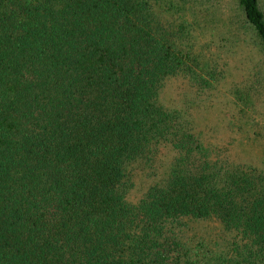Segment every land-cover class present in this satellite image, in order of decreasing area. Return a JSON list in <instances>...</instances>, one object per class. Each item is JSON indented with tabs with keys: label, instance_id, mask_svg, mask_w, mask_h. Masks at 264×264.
<instances>
[{
	"label": "trees",
	"instance_id": "1",
	"mask_svg": "<svg viewBox=\"0 0 264 264\" xmlns=\"http://www.w3.org/2000/svg\"><path fill=\"white\" fill-rule=\"evenodd\" d=\"M187 7L0 0V264H264L262 177L211 156L158 102L191 58ZM226 15L235 41L257 44L263 83L264 4ZM161 149L168 169L128 202L132 169L156 173ZM206 220L224 248L187 241Z\"/></svg>",
	"mask_w": 264,
	"mask_h": 264
},
{
	"label": "rangeland",
	"instance_id": "2",
	"mask_svg": "<svg viewBox=\"0 0 264 264\" xmlns=\"http://www.w3.org/2000/svg\"><path fill=\"white\" fill-rule=\"evenodd\" d=\"M187 2L188 30L180 41L191 45V58L183 68L186 74L166 78L158 102L182 115L181 120L209 148L211 156L248 168L264 182V81L259 83L253 72L263 62L257 44L248 33L235 41L232 36L238 26L230 27L227 21L224 24L227 12L235 10V0ZM259 2L263 7L264 0ZM237 90L241 95H250L247 101L237 99ZM171 152L160 150L154 174L141 167L132 169L128 202H137L147 187L162 176L168 169ZM219 235V227L211 220L191 222L184 233L190 244L201 239L210 243L218 240V247L224 248Z\"/></svg>",
	"mask_w": 264,
	"mask_h": 264
}]
</instances>
